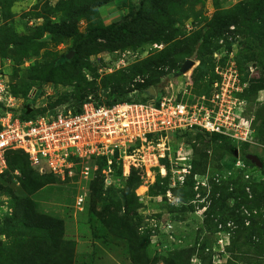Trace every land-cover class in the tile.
<instances>
[{"label": "rangeland", "instance_id": "obj_1", "mask_svg": "<svg viewBox=\"0 0 264 264\" xmlns=\"http://www.w3.org/2000/svg\"><path fill=\"white\" fill-rule=\"evenodd\" d=\"M234 69L254 130L243 149L262 167L264 0H0V77L16 116L90 96L116 101L136 86L150 99L192 100L221 81L216 70ZM115 152L111 172L97 157L88 178L75 164L63 179L23 171L7 153L0 264H264L261 167L247 159L230 169L223 142L199 130L157 132ZM38 216L60 220L61 232L35 226Z\"/></svg>", "mask_w": 264, "mask_h": 264}, {"label": "built area", "instance_id": "obj_2", "mask_svg": "<svg viewBox=\"0 0 264 264\" xmlns=\"http://www.w3.org/2000/svg\"><path fill=\"white\" fill-rule=\"evenodd\" d=\"M216 74L221 81H213L209 90L192 100L175 96L141 102L136 100L138 91L134 89L130 101L106 105L88 97L79 112L67 108L26 120L13 112L14 96L0 77V103L4 106L0 110V173L6 168V152L19 150L40 174L63 179L76 173V164L80 166L79 175L88 178L93 173L88 161L100 157L111 172L116 149L132 139L189 130L228 139L237 146L232 165L244 166L242 148L255 145L252 118L241 117L246 102L237 96L242 88L236 70H216ZM77 199L80 204L81 198Z\"/></svg>", "mask_w": 264, "mask_h": 264}, {"label": "trees", "instance_id": "obj_3", "mask_svg": "<svg viewBox=\"0 0 264 264\" xmlns=\"http://www.w3.org/2000/svg\"><path fill=\"white\" fill-rule=\"evenodd\" d=\"M142 1H144V0H142ZM136 16V12L133 10V9H131L127 14L125 13L124 15H123V17H122V19H123V21H125V23H127L128 22V20H130V19H132V18H134ZM67 59L66 58H62L61 59V62H65ZM146 88H147V86H136L135 88H132V89H130V90H128V96H126V97H122V98H120V99H117L116 101H118V102H122V101H130V97H129V94H130V92H132L134 89H137V95H136V100L137 101H141V102H146V101H148L150 98L148 97V96H143V92H145L146 91ZM201 91H203V90H201ZM35 95H37V94H35ZM91 97V96H90ZM35 98V97H34ZM87 98L88 97H85L84 99H81V100H78L77 101V105L75 106V107H71V109L74 111V113H76V112H79L80 111V108H81V106H82V104L85 102V100H87ZM94 99V98H93ZM95 100V99H94ZM96 101V100H95ZM115 100H113V101H105V102H102V101H100V100H97V102L98 103H104V104H106V105H110L111 103H113V102H116ZM27 107V106H26ZM23 112L24 111H22L20 114H19V117H20V119L21 120H26V119H31V118H28V117H25V115H28L29 113H31L29 110L25 113L24 112V114H23ZM205 135H207V136H209V137H215L216 139H219V142L220 143H222L223 142V144H224V146L228 149V151L230 152L229 153V155L228 156H232V157H234L235 156V150H236V148H237V146L236 145H234V144H231V142L228 140V139H226V138H224V137H222V136H218V135H208L207 133H204ZM246 148H247V146H245ZM244 148V147H243ZM242 148V150H241V153H240V157L245 161V163H247V164H250V162L246 159V155H247V150H245V149H243ZM10 152H12V153H15L16 154V156H15V158L13 159V166H15V167H18V168H20L21 170H23V171H27V169H28V171H30L29 169H32V170H34L36 173H38L35 169H33L31 166H30V164H29V161H28V156L24 153V152H22V151H19V150H11V151H7L6 152V154L7 153H10ZM23 154L24 156H25V158H26V160L25 159H23V157H21L19 154ZM261 171H263V173H264V162H262V167H261ZM49 175H51V174H49ZM263 175V177H264V174H262ZM53 176V175H52ZM37 178V177H36ZM42 183H45V181L44 182H41L40 184H37V183H31V188L32 189H35V188H38V187H40L41 185H42ZM23 212L26 214L27 213V211H24L23 210ZM37 219L39 220V222L38 223H36V224H34L35 226H37L38 228H40V229H42V230H45L46 232H48V234L51 236L55 231L57 232V231H59V232H61V229H62V222L60 221V220H55V219H53V218H47V217H37ZM66 245V244H65ZM66 248L64 247L63 248V252H64V254H65V256H67V254H66V250H65Z\"/></svg>", "mask_w": 264, "mask_h": 264}, {"label": "water", "instance_id": "obj_4", "mask_svg": "<svg viewBox=\"0 0 264 264\" xmlns=\"http://www.w3.org/2000/svg\"><path fill=\"white\" fill-rule=\"evenodd\" d=\"M193 65V62L191 60H186L179 68V73H184L186 72L188 69H190V67ZM149 94L151 96L154 95V92L152 89H149ZM248 160H250L251 162H254L258 167H261V163L258 159L252 157L251 155H248L246 157Z\"/></svg>", "mask_w": 264, "mask_h": 264}, {"label": "bare ground", "instance_id": "obj_5", "mask_svg": "<svg viewBox=\"0 0 264 264\" xmlns=\"http://www.w3.org/2000/svg\"><path fill=\"white\" fill-rule=\"evenodd\" d=\"M189 70H190V69H189ZM189 70H187V71H189ZM187 71H186V72H187ZM186 72H185V73H186ZM228 167H230V169L234 168L233 165H229ZM126 172H128V168H126ZM125 174H126V173H125Z\"/></svg>", "mask_w": 264, "mask_h": 264}]
</instances>
